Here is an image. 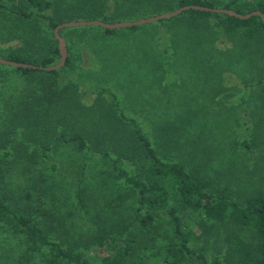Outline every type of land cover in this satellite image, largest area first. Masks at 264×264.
<instances>
[{
	"label": "trees",
	"instance_id": "16d2710c",
	"mask_svg": "<svg viewBox=\"0 0 264 264\" xmlns=\"http://www.w3.org/2000/svg\"><path fill=\"white\" fill-rule=\"evenodd\" d=\"M188 4L223 7L241 14L253 10L264 13V0H69V3L0 0V9L6 15L0 25V57L38 66L52 65L60 57L53 33L59 23L81 19L134 20ZM156 22L168 24L171 42L182 46L183 40L191 41L194 63L203 66L202 61H205L211 67V74L217 76L212 80L217 99L225 94H230L228 99L233 96L232 106L244 126L248 121H253L255 127L262 125L264 23L259 16L240 19L226 13L188 9ZM156 22L122 29L97 25L64 27L59 34L66 31L70 34L68 40L66 38V62L59 69L47 71L0 64V79H8V86L20 87L19 82L28 86L26 90L21 86L22 89L0 91V223L4 227L0 225V231L9 236L0 240V246L7 240V248L20 251V255L12 250L5 253L10 264H17L19 259L33 260L35 264H226L220 254H211V245L209 249L192 245L193 237L208 235L219 236L221 246L217 248H225L233 257L229 264H264V163L262 170H254L242 181L246 187L263 183V189L257 188L241 200L212 192L209 184L191 174L183 161L162 158L165 155L161 156L153 146L152 138L144 133L135 117L125 113L115 91L100 83L82 86L75 79L82 72L86 76L91 70L90 67L77 69L76 35L93 30L94 34L102 36L119 30L154 27ZM219 62L223 66L222 74H217L214 68ZM72 72L76 73L74 77L69 74ZM71 87L77 98L72 117H76L78 111H93L96 103H104L113 107L118 120L127 125L120 130L122 137L126 135L124 139L113 137L103 141L104 135H98L93 124L76 126L67 121H55L49 115L50 109L61 108L55 95ZM90 89L98 94L85 102L83 99ZM62 108L70 111L67 106ZM62 144H72L81 160L75 180L76 204L69 208L67 202L56 201L54 191L67 190L69 202L70 189L62 184L63 179L57 182L49 174L58 165L51 159L52 152ZM241 146L251 148L247 133L239 142ZM125 159L137 161L141 173H129ZM260 159L264 162V157ZM107 167H111L115 180L109 170L104 171ZM89 172L95 181L94 193L103 201L85 205L82 186H87ZM10 175L12 179H8ZM34 193H39L40 199L45 193L53 202L47 203L51 208L39 206L33 213ZM105 193L108 198L104 197ZM124 205L132 211L127 221L117 218ZM101 209H107L108 216L103 215ZM53 212L58 213L57 218H52ZM163 214L168 216L166 225L170 233L152 243L157 238L152 233L155 222ZM40 215L44 218L39 219ZM4 222L15 233L10 232ZM88 222L94 231L84 237V226ZM222 231L224 235L220 234ZM53 232L56 233L52 236ZM137 234L152 243L150 251L127 259L131 254L127 244L110 254L115 241H126L127 236L130 241H137ZM100 247L108 251L107 255L99 259L87 255L89 249ZM3 258L4 254H0V261Z\"/></svg>",
	"mask_w": 264,
	"mask_h": 264
},
{
	"label": "rangeland",
	"instance_id": "374dc122",
	"mask_svg": "<svg viewBox=\"0 0 264 264\" xmlns=\"http://www.w3.org/2000/svg\"><path fill=\"white\" fill-rule=\"evenodd\" d=\"M61 1L69 3V0ZM5 17L6 15L0 9V25L6 19ZM167 25L166 23H157L154 27L119 30L102 36L94 34L93 30H87L84 34L76 35V39H78L75 44L78 60L77 69L82 70L85 67H90L91 70L86 76H83L82 72L81 76L75 79L82 86L87 87L88 84L100 83L115 91L125 113L135 117L144 133L152 138L153 146L161 152V156L165 155L162 158L183 161L191 174L202 178L209 184L208 189L210 191L220 192L235 200H241L244 196L253 193L255 189H263L264 181L261 186L253 187H246L242 181H245L254 170H262L263 168L264 162L260 157H264V113L261 126L255 127L253 121L252 123L248 121L247 126H244L239 119V114H236V110L232 106L234 103L233 96L228 99L230 96L228 93L229 95H221L217 99V91H215L212 82L217 76L211 74V67L205 61H202L203 66L194 63V57L191 56V41L183 40L182 46L178 45L179 42H177L178 44L171 42V32ZM69 34L67 31L60 34L65 39V44ZM15 44L17 45V43ZM214 68L217 74H222L223 66L220 62ZM92 71L97 74L94 75ZM69 74L74 77L76 73ZM224 75L227 76L226 73ZM25 77L29 78V76ZM7 80L0 79V91L10 88L22 89L21 86L26 90L28 87L27 84L20 83L18 79L16 80L21 86L16 87L13 84V87H10ZM19 80L24 82L22 78ZM97 94L96 90L90 89L83 101L90 102ZM55 97L61 105L59 109H50L49 115L54 117L55 121H67L76 126L93 124L98 135H104L103 141L106 138L122 137L120 130L127 125L118 120L113 107L110 108L104 103H96L93 111H78L76 117H72V112L75 109L73 104L77 99L74 89L72 87L66 90L62 89L56 93ZM46 105L51 106L47 102ZM62 106H67L70 111H65ZM244 133L248 134L251 145L249 150L243 146L239 147V142L244 138ZM173 136L174 139H171ZM48 153L51 154V151ZM77 153L72 144L68 146L62 144L55 153L52 152L51 159L58 165L54 169V173L49 172V174L56 178L57 182L62 181V179L68 181L66 183L62 181V184L71 192L68 202L67 190L55 189L56 201L67 202V208L76 204L75 180L80 171L79 164L81 163ZM260 153L261 156H259ZM113 154L118 155L115 152ZM124 162L129 173L134 171L141 173V169L138 168L139 165L135 163L137 161L125 159ZM110 168L107 167V170L104 171L108 172L109 170V174L113 175L112 179L115 180V174ZM99 172L100 170L97 169V173ZM90 174L89 172L87 186L84 185L85 188L82 186V194L86 200L85 205L103 201L98 194L94 193L95 181ZM11 176L8 179H12ZM39 190H41L40 187ZM107 194H103L105 198ZM44 195L46 194L44 193L40 199L39 193L33 194L31 198L33 213H36V208L39 206L42 207L41 209L51 208L50 205L47 206V203L53 202ZM41 200L43 201L41 202ZM43 202H46V205L42 204ZM17 206L19 207L20 204ZM23 206L24 203L21 202V207ZM120 210L117 218H124L126 221L131 218L132 211L131 209L128 210L127 205L121 207ZM101 211L103 215L108 216L109 211L107 209H101ZM92 214L93 211L88 216ZM55 216L58 217L57 212H53L52 218L54 219ZM38 218L43 219L44 216L40 215ZM157 218L156 227L152 231L157 238L153 239L152 243H157L161 235L170 233V227L166 225L168 216L163 214ZM5 223V227L10 232H14ZM0 225L2 224L0 223ZM90 225L88 222L84 226V237L91 236L90 232L94 231L93 226L90 228ZM41 226L45 227L43 224ZM54 233L56 232H53L52 236ZM220 234L224 235V231ZM57 235L59 236V233ZM136 236L137 241H133V239L130 241L128 236L126 241H115L116 246L112 247L110 254L112 255L122 245L127 244L130 245L129 251L131 253L128 254L127 259L129 257L131 259L136 258L138 254L140 256L143 252L150 251L152 243H149L148 239H141L138 234ZM8 237L6 232L0 231V240ZM220 241L219 236L216 235L191 239L192 245L198 249H209L211 245V254H220L222 261L229 264L233 257L225 248H217L221 246ZM4 242L0 246V254H4L0 264H10L5 253L12 250V253L20 255V251L7 248L5 246L8 243L7 240ZM215 246L216 248H214ZM107 253L105 248L100 247L97 250L89 249L87 255L99 259ZM16 263L35 264L33 260L25 259H19Z\"/></svg>",
	"mask_w": 264,
	"mask_h": 264
},
{
	"label": "water",
	"instance_id": "95a60500",
	"mask_svg": "<svg viewBox=\"0 0 264 264\" xmlns=\"http://www.w3.org/2000/svg\"><path fill=\"white\" fill-rule=\"evenodd\" d=\"M188 9H195L200 11H209V12H218V13H226L231 16L238 17L240 19H246L253 15H257L262 19V22L264 23V13L260 10H253L245 14L238 13L232 9H227L223 7H207L203 5L198 4H188L183 5L178 8H176L173 11L160 13L157 15H153L150 17H142L134 20H122V21H115V22H105L99 19H91V20H71V21H65L62 23H59L55 26L53 33L55 38L57 39V46L59 50V61L55 64L48 65V66H38L30 63L25 62H18L10 59H6L3 57H0V64L9 65L12 67H22V68H38V69H44V70H55L63 67L66 62L67 57V49L65 44V39L59 34V30L64 27H73V26H85V25H97L101 26L106 29H119V28H125V27H131L135 25H142L146 23H152L155 21H158L160 19L170 18L173 16H176L180 14L181 12L188 10Z\"/></svg>",
	"mask_w": 264,
	"mask_h": 264
}]
</instances>
